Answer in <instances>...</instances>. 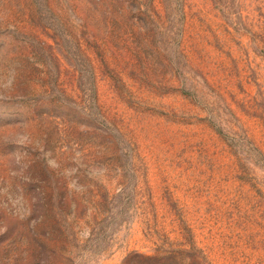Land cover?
<instances>
[{"label": "rangeland", "instance_id": "1", "mask_svg": "<svg viewBox=\"0 0 264 264\" xmlns=\"http://www.w3.org/2000/svg\"><path fill=\"white\" fill-rule=\"evenodd\" d=\"M0 264H264V0H0Z\"/></svg>", "mask_w": 264, "mask_h": 264}]
</instances>
